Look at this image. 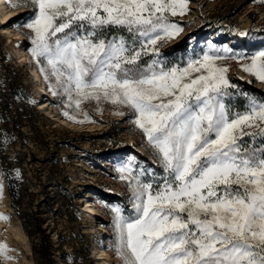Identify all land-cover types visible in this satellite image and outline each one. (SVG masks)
Returning a JSON list of instances; mask_svg holds the SVG:
<instances>
[{"label": "snow or ice", "instance_id": "1", "mask_svg": "<svg viewBox=\"0 0 264 264\" xmlns=\"http://www.w3.org/2000/svg\"><path fill=\"white\" fill-rule=\"evenodd\" d=\"M28 2L31 52L54 94L69 107L128 109L162 169L132 158L120 170L133 209L111 208L124 264H264V100L240 93L246 109H231L237 86L216 63L220 49L183 66L159 59L158 42L182 30L169 15H182L186 0ZM242 67L264 81V51Z\"/></svg>", "mask_w": 264, "mask_h": 264}, {"label": "rangeland", "instance_id": "2", "mask_svg": "<svg viewBox=\"0 0 264 264\" xmlns=\"http://www.w3.org/2000/svg\"><path fill=\"white\" fill-rule=\"evenodd\" d=\"M5 1L7 7L18 11L10 25L22 35L20 41L47 85V96L36 98L31 69L18 65L10 55L8 43L1 36L7 25L0 26V73L18 71L27 94L25 99L9 101L7 119L0 120V155L18 179L22 210L35 212L42 219L51 238L54 264H99L95 249L107 252L111 264H124L111 208L119 206L125 209V215H131L133 209L131 189L121 179L120 170L135 158L140 167L162 175L154 149L128 109L103 101L69 107L64 95L54 94V81L45 78L42 65L31 52L34 33L25 27L34 19V7L28 0ZM169 19L182 30L158 42L159 58L167 53L172 57L187 54L176 64L183 66L190 59L201 58L204 52L220 49L218 54L225 59L216 63L227 68V78L236 90L264 100V81L242 67L264 51V0H186L183 14L169 15ZM46 98L53 114L40 106ZM65 120L97 126L73 127ZM4 184L7 186L5 176ZM87 201L98 213L88 214ZM9 203L29 245V251L26 249L21 257L22 264H38L32 239L11 206L10 194ZM88 229L93 232H86ZM5 230L0 226V241L5 239ZM2 256L0 252V264Z\"/></svg>", "mask_w": 264, "mask_h": 264}, {"label": "trees", "instance_id": "3", "mask_svg": "<svg viewBox=\"0 0 264 264\" xmlns=\"http://www.w3.org/2000/svg\"><path fill=\"white\" fill-rule=\"evenodd\" d=\"M108 37L112 35H124L127 36V32H115L109 31L106 33ZM169 54V55H168ZM187 54H182L180 57H172L170 53L164 55L162 58L167 65H176L181 63L182 58L184 59ZM178 57V58H177ZM145 62H148L150 57L145 56ZM20 73L15 69L5 71L0 73V120L6 121V115L10 108L9 101L16 99H25L27 96L25 88L21 82ZM234 94L226 99L231 109L234 112L244 111L248 105V99L244 95H241L242 91L236 89H230ZM249 97H255L253 95H248ZM257 98V97H255ZM247 145L250 146H260V138H257L256 141H253L251 137H245ZM0 166L2 172L6 178L7 187L9 190L11 198V206L15 210L16 214L22 221L23 229L32 239L33 243V252L37 258L38 264H54L53 259V247L51 244V238L49 232L43 227L42 219L38 216L37 213H25L22 210L21 204V192L19 188V182L17 177L14 175L13 169L5 164L3 158L0 155Z\"/></svg>", "mask_w": 264, "mask_h": 264}, {"label": "bare ground", "instance_id": "4", "mask_svg": "<svg viewBox=\"0 0 264 264\" xmlns=\"http://www.w3.org/2000/svg\"><path fill=\"white\" fill-rule=\"evenodd\" d=\"M18 11L15 9H10L6 6L5 0H0V26L7 25L6 28L1 30V36L5 38L9 46V52L12 57L16 59V63L18 65H29V70L31 69V76L33 80V94H36L38 97L44 98L47 94H43L44 91L47 92V85L45 80L42 78L37 66L31 62V56L27 52V49L24 48L23 43L20 41L22 35L18 32H15L14 28L10 25L11 20L16 16ZM34 66V67H33ZM36 66V67H35ZM47 99V98H46ZM48 99L45 102H41V108L50 111V114H53V110L50 109V103H48ZM64 120V119H63ZM65 124H68L73 127H79L80 125H76L70 123L68 121H64ZM97 125L91 124L88 126H80V127H88L89 129H94ZM0 181L3 183V192L0 194V226L5 227L6 230L4 232L5 239L4 241H0V244L5 245L6 249L3 251V264H22L21 257H24L25 250L29 251V245L27 242L26 236L21 231V224L18 218H16L11 210L9 203V190L8 187L4 184V175L0 168ZM87 203V209L89 210L88 214H96L98 210L92 207L89 201ZM91 209V210H90ZM8 212V213H7ZM102 230H105L103 226L100 227ZM86 232H93V230L88 229ZM96 247L98 246L95 241ZM94 254L99 260V264H111V261L107 259L109 254L104 251L94 250ZM101 260H104L101 262Z\"/></svg>", "mask_w": 264, "mask_h": 264}]
</instances>
